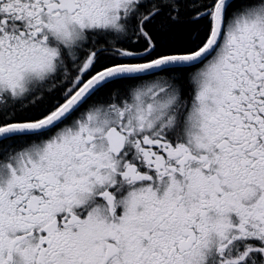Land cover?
<instances>
[{
	"label": "snow or ice",
	"instance_id": "obj_1",
	"mask_svg": "<svg viewBox=\"0 0 264 264\" xmlns=\"http://www.w3.org/2000/svg\"><path fill=\"white\" fill-rule=\"evenodd\" d=\"M0 264H264V0H0Z\"/></svg>",
	"mask_w": 264,
	"mask_h": 264
}]
</instances>
